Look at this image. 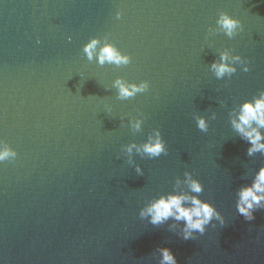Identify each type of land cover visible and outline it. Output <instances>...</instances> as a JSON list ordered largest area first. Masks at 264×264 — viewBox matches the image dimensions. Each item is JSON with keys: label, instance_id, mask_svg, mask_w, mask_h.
<instances>
[{"label": "water", "instance_id": "1", "mask_svg": "<svg viewBox=\"0 0 264 264\" xmlns=\"http://www.w3.org/2000/svg\"><path fill=\"white\" fill-rule=\"evenodd\" d=\"M221 12L241 22L231 39L210 34ZM105 36L128 65L87 60ZM225 50L250 70L217 80ZM116 78L149 88L119 100ZM261 91L264 0H0V140L17 152L0 163V264H159V248L177 264H264V209L248 221L235 208L264 155L249 157L229 122ZM213 113L201 132L195 117ZM154 129L167 154L129 163L123 148ZM185 171L225 220L189 240L139 216Z\"/></svg>", "mask_w": 264, "mask_h": 264}, {"label": "clouds", "instance_id": "2", "mask_svg": "<svg viewBox=\"0 0 264 264\" xmlns=\"http://www.w3.org/2000/svg\"><path fill=\"white\" fill-rule=\"evenodd\" d=\"M117 19L120 13L117 12ZM216 29L210 30V34L217 31L222 32L229 39L235 37L242 31L241 22L234 19L229 14L221 12L216 20ZM83 53L88 61H95L100 66L115 65L116 67L126 66L131 62V57L123 54L114 44L110 43L105 36L103 41L98 38L91 39L83 47ZM240 66L244 72L250 69L247 62L239 55H233L231 50L220 52L219 59L214 60L209 68L217 80L231 77L237 72ZM112 87L117 92V99L128 100L137 94L148 90L147 81L140 83H130L123 78H116ZM215 113L207 119L197 115L195 117L197 128L204 133L208 132L209 120H214ZM230 125L232 130L244 140L249 147L247 155L253 157L256 154L264 155V91L258 96L239 104L230 113ZM144 120L142 118L128 119V126L135 131H142ZM133 150L135 154L149 159L159 158L162 154H167L165 142L159 129H154L148 134L144 143L137 145L131 143L123 148V152L128 156L129 163H132ZM17 152L6 142L0 140V163L14 161ZM137 175H143V170L139 164L135 165ZM204 191V186L192 173L185 171L183 179H177L171 192L158 196L149 201L139 211L141 219L147 220L153 226H160L169 221L174 223L169 225L170 229L180 226V236L184 240L195 239L196 234L203 235L210 224L215 227L213 221L220 225L225 223L221 213L209 202L200 198ZM235 208L239 215L246 220L254 219L253 213L257 209H264V167H260L252 177L251 183L241 186L235 193ZM160 260L159 264H177V260L170 249H157Z\"/></svg>", "mask_w": 264, "mask_h": 264}]
</instances>
